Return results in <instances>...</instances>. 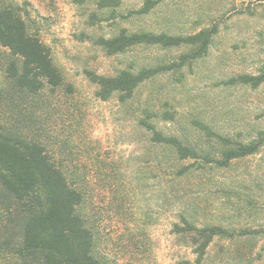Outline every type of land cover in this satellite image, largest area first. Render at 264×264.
I'll return each mask as SVG.
<instances>
[{
	"label": "rangeland",
	"instance_id": "rangeland-1",
	"mask_svg": "<svg viewBox=\"0 0 264 264\" xmlns=\"http://www.w3.org/2000/svg\"><path fill=\"white\" fill-rule=\"evenodd\" d=\"M96 1L80 6L72 0H11L37 22L33 32L64 77L63 86L54 91L48 87L26 104L36 118L33 134L57 163L63 160L64 170L68 175L74 172L83 187L81 212L95 235L99 256L111 264L192 260L190 248L172 232L182 207L159 169L160 162L169 160L150 142L138 119L148 107L160 114L153 119L159 130L195 143L205 140L195 120L244 142L257 138L264 131V84L253 89L225 82L264 70V0H161L147 15H131L146 0H124L115 19L92 24ZM214 24L219 33L209 55L186 68L183 77L159 76L143 84L136 99L127 103L119 96L110 101L96 97L87 70L114 75L170 62L183 51L137 47L109 57L96 45L97 38L111 37L120 28L187 35ZM164 112L173 113L174 119L165 120ZM7 118L0 110V122ZM182 185L190 192L185 202L197 224L264 230V148L229 169L195 172ZM10 217L0 205V264H25L16 253L18 227L10 232L6 227ZM229 244H224L225 250L233 248ZM248 246L253 251L243 261L235 262L215 247L210 262L264 264V239Z\"/></svg>",
	"mask_w": 264,
	"mask_h": 264
},
{
	"label": "trees",
	"instance_id": "trees-1",
	"mask_svg": "<svg viewBox=\"0 0 264 264\" xmlns=\"http://www.w3.org/2000/svg\"><path fill=\"white\" fill-rule=\"evenodd\" d=\"M72 1L82 6L89 0ZM123 1L97 0V12L90 16L92 24L115 19ZM160 1L146 0L144 6L131 15H147ZM99 11H108L109 15L104 17ZM34 29L37 22L27 17L21 7L11 0H0V56L3 54L0 110L10 118L0 122V205L11 214L6 227L9 232L18 227L16 253L25 264H111L96 252L95 235L81 212L85 192L76 175L74 172L68 175L63 160L57 163L45 144L33 134L36 118L26 104L40 98L46 88L54 91L64 84L60 69ZM218 33V24L187 35L120 28L111 37L95 40L109 57L123 55L137 47L183 51L170 62L123 69L114 75L87 70L86 75L96 86L99 100L110 101L119 96L123 103L134 101L141 86L159 76L170 73L183 77L186 68L209 55ZM225 83L257 89L264 84V70L259 74H239ZM143 114L138 126L150 134V142L169 160L160 162L159 169L162 177L171 182L173 196L181 201L182 209L172 232L185 241L194 257L176 264H211L210 254L215 247H221L229 259L243 261L253 251L248 244L264 239V230L236 231L218 224H197L192 218V208L185 202L190 199V192L185 190L182 181L195 172L229 169L235 161L257 155L264 148V131L244 142L216 131L204 121L195 120L194 124L205 135V140L195 143L159 130L153 121L160 117L158 112L146 107ZM162 115L167 121L174 119L171 112ZM12 240L14 236L9 242ZM226 243L233 248L225 250Z\"/></svg>",
	"mask_w": 264,
	"mask_h": 264
}]
</instances>
